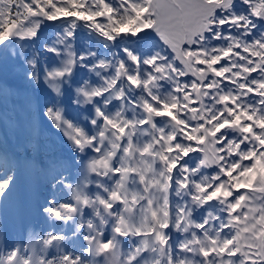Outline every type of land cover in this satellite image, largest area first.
Here are the masks:
<instances>
[{
  "label": "snow or ice",
  "instance_id": "snow-or-ice-1",
  "mask_svg": "<svg viewBox=\"0 0 264 264\" xmlns=\"http://www.w3.org/2000/svg\"><path fill=\"white\" fill-rule=\"evenodd\" d=\"M0 53L71 153L0 264H264V0H0Z\"/></svg>",
  "mask_w": 264,
  "mask_h": 264
},
{
  "label": "bare ground",
  "instance_id": "bare-ground-1",
  "mask_svg": "<svg viewBox=\"0 0 264 264\" xmlns=\"http://www.w3.org/2000/svg\"><path fill=\"white\" fill-rule=\"evenodd\" d=\"M50 24L51 23H49V25ZM0 65L3 64L0 63ZM3 71H5V69H3ZM19 71H20L19 65L14 64L9 69L7 67L6 70L7 78L8 77L10 78L12 75H14ZM81 78L83 79L84 75L79 74L77 79L80 80ZM20 83L25 84L22 78L20 79ZM3 85L4 83L1 82L0 83V148L4 151V153H7L9 156L14 155L13 159H15L17 156L19 157L27 156L26 150L27 148L30 147L28 146L26 137L23 139H19L20 134L17 135L16 133L21 132V134H30L31 131L35 129V134L33 137L39 138L40 139L39 141L44 143L38 144L34 148H32L30 153L32 154V156H34L32 160H35L36 162H42V161L47 162L48 160L57 158L58 161L60 162L67 161L71 157V153L69 151L70 146L66 138L60 132L51 128L46 121L40 119L34 121L33 117H30L28 114H26V112L22 109L21 106L22 103L16 99L17 96L19 95L18 93L20 92L16 85L7 83L8 92H7V99L5 100V93L2 90ZM29 90L31 91L30 93L34 94L31 89ZM37 94L39 95V93ZM71 96L72 93H69L65 101L67 107V115L69 116V118H73L77 120L82 119V116L79 112H77L76 110L73 111V107L71 105V102L69 101L71 100ZM33 97H34L33 98L34 103L36 105L37 96H33ZM23 128H25L26 130L22 131ZM7 137L8 139H11V142L8 143ZM41 152L45 153L43 157ZM43 192L49 195L47 184L46 187L43 188Z\"/></svg>",
  "mask_w": 264,
  "mask_h": 264
},
{
  "label": "rangeland",
  "instance_id": "rangeland-1",
  "mask_svg": "<svg viewBox=\"0 0 264 264\" xmlns=\"http://www.w3.org/2000/svg\"><path fill=\"white\" fill-rule=\"evenodd\" d=\"M102 19V18H101ZM51 24L49 25V23H48V25H47V27H44V31H43V34H42V37H41V39L42 40H44V41H48L49 43H51L56 37H55V34L57 33V32H59L60 31V29H59V27H58V25H59V21H57V22H55V23H53V22H50ZM91 40V37L89 36V34H88V30L87 29H80V30H78V36H77V42H76V46L78 47V48H82V47H84L85 46V44H86V42H88V41H90ZM92 42V44H93V46H95V41L94 40H92L91 41ZM37 48H39V44L37 45ZM29 52H31L32 51V49L31 48H29V50H28ZM102 51V50H101ZM50 61H52V62H50V63H54V60H50ZM15 63H12V62H10L9 64H8V69L10 68V67H12L13 65H14ZM15 65H17V64H15ZM0 83L2 82V83H11V84H14V85H16L17 86V88L19 89V95L17 96V100L19 101V102H21L22 103V109L26 112V114H28L30 117H33V114L35 113V111H36V105H35V103H34V97L33 96H37L38 94L37 93H34V94H32V93H30L31 91L29 90L30 88H28L25 84H21L20 83V79L22 78V76H21V74H20V71L19 72H17V73H15L14 75H12L10 78L8 77L7 78V72L6 71H3V69H4V66L3 65H0ZM3 71V72H2ZM80 75H84V78H85V74L83 73V72H81V73H79ZM5 75V76H4ZM1 78H2V80H1ZM82 79V78H81ZM18 80H19V82H18ZM39 96H43V93H39ZM13 99V98H12ZM69 101H71V100H69ZM32 108V109H31ZM75 109L73 108V111H74ZM72 111V112H73ZM32 114V115H31ZM38 124V123H37ZM34 125H35V123H34ZM24 130H26L25 128H23V130L22 131H24ZM17 135H19L20 134V138L19 139H23V138H25L26 137V140H27V142H28V146L30 147V148H27V150H26V154H30L31 153V150H32V148H34L36 145H38V144H43L44 142H40L39 140V138H36V137H33L34 136V134H35V129L33 130V131H31V133L30 134H21V132H17L16 133ZM25 135V136H24ZM8 138V137H7ZM36 140V141H35ZM16 141H17V139H16ZM47 141V140H46ZM9 142H11V139H8V143ZM44 152H46V151H44ZM44 152H41V154H42V157L45 155V153ZM50 153H52V152H50Z\"/></svg>",
  "mask_w": 264,
  "mask_h": 264
}]
</instances>
